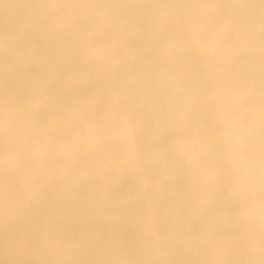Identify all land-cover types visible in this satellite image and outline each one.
<instances>
[{
    "label": "bare ground",
    "instance_id": "bare-ground-1",
    "mask_svg": "<svg viewBox=\"0 0 264 264\" xmlns=\"http://www.w3.org/2000/svg\"><path fill=\"white\" fill-rule=\"evenodd\" d=\"M0 264H264V0H0Z\"/></svg>",
    "mask_w": 264,
    "mask_h": 264
}]
</instances>
